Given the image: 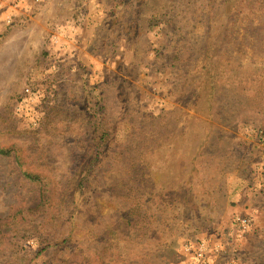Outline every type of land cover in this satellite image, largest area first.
<instances>
[{"label":"rangeland","instance_id":"obj_1","mask_svg":"<svg viewBox=\"0 0 264 264\" xmlns=\"http://www.w3.org/2000/svg\"><path fill=\"white\" fill-rule=\"evenodd\" d=\"M0 150V264H264V0H0Z\"/></svg>","mask_w":264,"mask_h":264},{"label":"built area","instance_id":"obj_2","mask_svg":"<svg viewBox=\"0 0 264 264\" xmlns=\"http://www.w3.org/2000/svg\"><path fill=\"white\" fill-rule=\"evenodd\" d=\"M5 20L11 23L13 21V14H9ZM236 221L242 225L244 230L250 228V221L247 218L238 217ZM184 250L188 254L190 264H212L211 250L207 241L203 240L196 244L186 243Z\"/></svg>","mask_w":264,"mask_h":264},{"label":"trees","instance_id":"obj_3","mask_svg":"<svg viewBox=\"0 0 264 264\" xmlns=\"http://www.w3.org/2000/svg\"><path fill=\"white\" fill-rule=\"evenodd\" d=\"M0 152L3 154H9V151H7V150H0Z\"/></svg>","mask_w":264,"mask_h":264}]
</instances>
